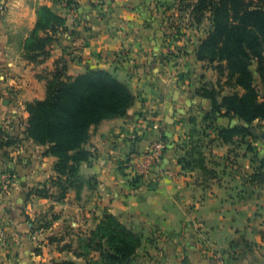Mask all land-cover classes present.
I'll list each match as a JSON object with an SVG mask.
<instances>
[{"label":"crops","instance_id":"crops-1","mask_svg":"<svg viewBox=\"0 0 264 264\" xmlns=\"http://www.w3.org/2000/svg\"><path fill=\"white\" fill-rule=\"evenodd\" d=\"M0 2L5 4L0 94L13 91L16 96L2 99L0 114L12 120L18 133L27 118L23 103L44 99L56 66L68 78L106 71L135 99L123 117L91 127L86 145L91 157L79 169L93 182V193L84 185L79 196L71 192L64 201L47 205L56 217L47 237L71 226H91L109 213L142 230L146 242L136 264H210L213 251L223 255L225 264H264V184L248 182L264 159V128L228 144L219 139L217 130L242 122L209 114L211 101L202 96L203 89L215 88L221 97L228 92L223 78L196 56L208 31L178 11V0H74L73 10L55 0ZM39 6L63 17L68 33H59L49 60L34 67L21 58L20 49ZM41 70L44 74L37 77ZM133 132L138 140L132 144ZM162 137L166 147L160 163L151 178L132 187L123 161ZM46 148L28 141L7 148L8 154L0 152V170L14 174L11 186L0 193V233L5 235L0 236V264L45 261L33 252L29 219L37 216V205L48 201L30 191L55 173L56 159L43 155Z\"/></svg>","mask_w":264,"mask_h":264},{"label":"trees","instance_id":"trees-1","mask_svg":"<svg viewBox=\"0 0 264 264\" xmlns=\"http://www.w3.org/2000/svg\"><path fill=\"white\" fill-rule=\"evenodd\" d=\"M64 1L67 6L77 5L73 0ZM177 8L186 13L195 26H200L204 18L210 22V30L198 47L197 59L210 65L219 76L227 72L234 78L235 88L239 89L223 97L215 88L202 91V96L211 101V116L236 117L242 122L239 126L217 130L219 139L228 144L235 138L255 137L256 129L264 128V95L254 76H258L264 87V0H178ZM36 16L33 31L36 34L40 31L42 35H31L28 39L29 43L24 46L25 59L45 61L50 57L51 46L57 42L58 34L68 33V29L64 18L46 6H39ZM134 100L128 86L106 71H87L68 78L57 67L47 81L44 99L26 104L27 136L35 144L47 147L44 156L56 158L54 171L59 176L66 174L68 185H58L60 196L78 179V165L91 157L86 149L91 127L104 120L123 117ZM159 140L166 145L164 137ZM179 162L189 166L184 159ZM142 183L141 176L129 180L132 187ZM249 183L264 184V159L259 160ZM89 235L82 240L83 247L90 248L92 241L97 240L99 259L85 261L86 253H72L85 264H128L141 246V238L111 214L106 215ZM48 240L51 242L54 238Z\"/></svg>","mask_w":264,"mask_h":264},{"label":"rangeland","instance_id":"rangeland-1","mask_svg":"<svg viewBox=\"0 0 264 264\" xmlns=\"http://www.w3.org/2000/svg\"><path fill=\"white\" fill-rule=\"evenodd\" d=\"M58 1H59L58 3L62 4L63 7L66 8V10H73L76 8V6L74 4H73V6H72V4L70 6H67L66 2L64 0H58ZM73 3H76V2H74V0H73ZM4 8H5V4L3 2H0V16L5 11ZM205 17H208V15H206ZM36 20H37V16H36ZM35 25H36V21H35L33 28L29 31L28 36L23 41L20 51H21V58L28 65H33L34 67H38V66H42L44 63H46L49 60V58L46 59L45 61L39 60L37 58L32 59V60H26L25 59L26 58L25 57V49H24V46L26 45V43L27 42L29 43L28 39L31 38V35H32V37H34V35L36 34L34 32L35 31L34 30ZM201 27L205 31L206 30L209 31L210 30V22L204 18L202 21ZM36 35L40 36V35H42V32L37 31ZM50 53H51V51H50ZM57 67H59V66H56L55 68H53L49 74L53 75V73H55ZM254 70H255V66L252 67V71H254ZM43 71L44 70H41V74L37 75V77L44 74ZM221 75L222 76H220V77H222L224 80V83L222 85L224 92H228V94H231V93L235 92L236 90H238L234 86V78H231L230 76H228L227 72H223ZM259 90H260V88H259ZM13 97L16 98V96L13 94V91L8 92L7 94L1 93L0 94V103H2L3 98H7L9 101H14ZM27 103H30V102H24L23 103L24 110H25V106ZM26 114H27V112H26ZM27 117H28V114H27ZM9 120H10V118H9ZM9 120H7L6 116H4L2 113L0 114V124H1L0 125V152L3 151V154L7 153V152L9 153V150L7 148H11V149L17 148L20 145L22 146L23 142L32 141L27 136V134L25 132V128L27 125V118H26V123L24 125L25 128L21 133H18V130L14 128V126L12 124L13 123L12 120L11 121H9ZM7 121H9V122H7ZM32 143L35 144L33 141H32ZM35 145H37V144H35ZM37 146H41V145H37ZM44 147H46V146H44ZM6 156L7 155L5 154V157ZM80 165H78V168H77L78 179L75 181L73 186H70L69 188L65 189V192L62 196H60V190L58 189L59 188L58 185L67 187L68 182L66 179V174L63 176H59L58 173H56V171H54V166H53V171L55 172L54 176H52V178L48 179L46 181V183L43 182V184H41L38 188H35V190L32 189L33 191L32 190L30 191V193H31L30 195H34V197H37L39 200H42V201L48 200L46 202V204H44V205L43 204L37 205V206H39L38 210L36 211L37 216L35 218H32L33 220L29 219V222L32 225V228L30 230V233L32 235L31 237L33 238L32 241L35 242L32 246L33 252L36 255H39V256H42L45 258V261L40 262V264H53L55 262H61V261H71L74 264H85V261H88V260L96 261L99 259V253L100 252L98 251V248H96L97 240H95V241L93 240L91 247L87 248V249H85L83 247L84 241H82V240L85 237L86 238L89 237L90 232L95 231L97 229L98 225L102 221H104V217L106 215H108L109 213H102L99 221L97 223H95V222L92 223L91 226H85V227L71 226L72 228L66 229L62 234L57 235L56 237H53L54 240L51 242L48 239L52 236H50V237L46 236L47 233L49 232V229L52 226L53 221H55V219H56V217L54 215H52V213H51V211L53 210L52 209L53 206L47 208L46 207L47 205H49L52 202L58 203V202L64 201L71 192H75L76 196H79L81 190L84 188V185H88L90 187L89 190H90L91 194L93 193V182L90 180H86L83 177H81L80 169H79ZM6 172L11 174L12 176H14V174L11 171L6 170ZM150 182H151V184L153 183V181H150ZM55 193H57V194L55 195ZM56 197L58 199H56ZM59 197H62V198H59ZM29 198L30 197H28V199ZM115 218L117 219V221L120 222V220L117 217H115ZM120 223L123 224L127 229L131 230L132 232H134L137 236H139L141 238V246H140V248H141L142 244L146 241H144L145 240L144 234L142 233V230L140 229V227L138 225L132 226L131 224L130 225L124 224L122 222H120ZM40 234H42V236ZM45 237H47V238H45ZM40 243L45 244V249L40 247ZM66 250H70V252H67ZM95 250H97V251H95ZM72 253H76V254L77 253H86L87 254V257H86L87 260L84 261L82 258H76ZM136 255H137V252H136L135 256ZM135 256H133L130 259L128 264H136V259H135L136 257Z\"/></svg>","mask_w":264,"mask_h":264},{"label":"built area","instance_id":"built-area-1","mask_svg":"<svg viewBox=\"0 0 264 264\" xmlns=\"http://www.w3.org/2000/svg\"><path fill=\"white\" fill-rule=\"evenodd\" d=\"M138 139V135L133 132L130 135V140L135 142ZM165 143L157 140L154 141L148 149L142 154L130 153L128 158L123 161V169L127 171L130 179L141 176L143 179L151 178L152 171L158 166L160 163L164 150ZM14 180V176L7 172L0 173V193L6 192L9 186ZM152 181L156 180L152 178ZM1 239L5 238L3 233H0ZM210 264H225L224 258L220 253L212 252L210 257Z\"/></svg>","mask_w":264,"mask_h":264}]
</instances>
